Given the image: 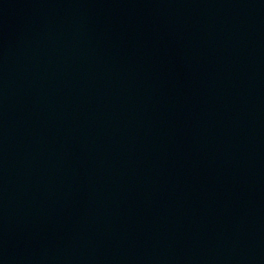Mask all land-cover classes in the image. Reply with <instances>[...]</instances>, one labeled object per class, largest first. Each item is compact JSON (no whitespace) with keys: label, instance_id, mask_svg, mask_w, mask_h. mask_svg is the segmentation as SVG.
Listing matches in <instances>:
<instances>
[{"label":"water","instance_id":"water-1","mask_svg":"<svg viewBox=\"0 0 264 264\" xmlns=\"http://www.w3.org/2000/svg\"><path fill=\"white\" fill-rule=\"evenodd\" d=\"M0 264H264V0H0Z\"/></svg>","mask_w":264,"mask_h":264}]
</instances>
